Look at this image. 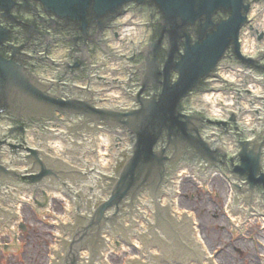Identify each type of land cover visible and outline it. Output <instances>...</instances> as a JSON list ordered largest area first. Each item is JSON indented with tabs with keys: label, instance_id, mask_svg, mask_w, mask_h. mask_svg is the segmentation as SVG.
Here are the masks:
<instances>
[{
	"label": "water",
	"instance_id": "1",
	"mask_svg": "<svg viewBox=\"0 0 264 264\" xmlns=\"http://www.w3.org/2000/svg\"><path fill=\"white\" fill-rule=\"evenodd\" d=\"M254 1L0 0L3 253L19 250L14 235L26 230L16 202L42 219L54 193L69 211L55 217L62 247L49 248L48 264H216L193 243V214H173L179 167L202 187L223 176L226 211L242 213L231 227L262 219L264 230V44L256 51L248 28L242 35ZM252 14L250 30L264 31V8ZM107 38L125 59L98 76L117 55ZM83 76L107 89L80 85ZM241 90L257 102L255 119L231 107ZM50 124L68 142L41 140L35 129L56 134Z\"/></svg>",
	"mask_w": 264,
	"mask_h": 264
},
{
	"label": "rangeland",
	"instance_id": "2",
	"mask_svg": "<svg viewBox=\"0 0 264 264\" xmlns=\"http://www.w3.org/2000/svg\"><path fill=\"white\" fill-rule=\"evenodd\" d=\"M229 191L223 176H213L204 187L194 185L192 178H184L178 207L192 211L216 264H260L264 258L262 222L253 221L242 232L232 228V216L226 211ZM50 203L53 213L42 211V219L40 213H31V204L20 202L19 209L14 208L27 228L16 230L19 250L3 253L0 247V264H48L46 257H52L49 248L57 245L53 238L58 229L52 228L55 217L61 218L65 209V201L59 196L50 198Z\"/></svg>",
	"mask_w": 264,
	"mask_h": 264
},
{
	"label": "bare ground",
	"instance_id": "3",
	"mask_svg": "<svg viewBox=\"0 0 264 264\" xmlns=\"http://www.w3.org/2000/svg\"><path fill=\"white\" fill-rule=\"evenodd\" d=\"M183 171H185V167L184 168H181V169H178V170H176V174H177V186H176V194H175V201H174V209H173V214H193L192 213V211H190V210H180L179 209V207H178V196H179V187H180V185H181V182H182V180L184 179V178H192L191 176H189V177H187V176H185V175H183ZM213 177V176H212ZM212 177H210V178H212ZM204 184H206V182H204ZM59 196L60 198H61V200H64L65 201V209L64 210H66V211H69L68 210V205H67V200H66V196H64V195H59V194H54V193H50V198H53V197H55V196ZM16 204L17 205H15V209H17L18 208V206H20V202L18 203V202H16ZM50 206H51V203H50ZM19 209V208H18ZM17 209V210H18ZM44 213H50V214H52L53 213V211L51 210V208H50V212H47V211H44V210H42ZM232 217V223H235V224H237V222L239 221V219H240V217H241V215H242V213H237V214H230ZM193 220H194V230H195V240H196V242H200V245H199V248H205V250L208 252V254L211 256V258L213 259V254H212V252L209 250V249H207V247H206V241H205V239H204V237H203V235L198 231V229H197V220H196V218H195V216H194V214H193ZM257 222L258 221H260V222H262V225H263V220L262 219H259V220H256ZM59 222L60 223H62L63 222V215H62V217L60 218L59 217ZM25 225V224H24ZM26 226V225H25ZM244 226H245V224H244ZM244 226H243V228H244ZM260 230H262L263 231V233H264V230H263V227L261 226V228H260ZM60 234V230H57V236ZM56 244H57V239H56ZM216 263V262H215Z\"/></svg>",
	"mask_w": 264,
	"mask_h": 264
}]
</instances>
